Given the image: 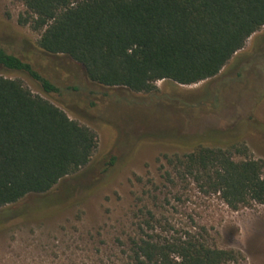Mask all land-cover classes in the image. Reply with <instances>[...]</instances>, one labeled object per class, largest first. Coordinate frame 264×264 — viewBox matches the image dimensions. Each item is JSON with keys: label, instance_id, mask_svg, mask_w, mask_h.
I'll list each match as a JSON object with an SVG mask.
<instances>
[{"label": "rangeland", "instance_id": "374dc122", "mask_svg": "<svg viewBox=\"0 0 264 264\" xmlns=\"http://www.w3.org/2000/svg\"><path fill=\"white\" fill-rule=\"evenodd\" d=\"M23 12L18 1L0 0V48L59 92L44 93L26 74L1 66L0 76L88 127L97 144L90 162L49 193L0 209V264H120L118 239L135 233L145 205L168 236L192 230L212 247L239 253V264H264V204L231 211L190 180L164 178L166 156L199 146L245 148L235 159L261 160L264 176V27L216 77L190 86L159 81L154 91L135 93L92 83L77 63L38 52V34L18 23ZM70 188L74 200L65 198Z\"/></svg>", "mask_w": 264, "mask_h": 264}, {"label": "trees", "instance_id": "16d2710c", "mask_svg": "<svg viewBox=\"0 0 264 264\" xmlns=\"http://www.w3.org/2000/svg\"><path fill=\"white\" fill-rule=\"evenodd\" d=\"M16 1L24 8L18 23L38 34V52L77 63L92 83L135 93H150L159 81L190 86L216 77L264 27V0ZM0 66L26 74L44 93L59 92L1 48ZM96 144L88 127L19 81L0 76V209L49 193L90 162ZM245 151L199 146L166 156L170 170L164 178L171 184L190 180L231 211L262 205L263 163L235 159ZM99 186L83 190L80 198ZM65 198L75 199L72 188ZM56 203L52 210L61 205ZM137 214L135 233L118 239L120 264H239V253L212 247L195 231L168 236L166 224L146 205Z\"/></svg>", "mask_w": 264, "mask_h": 264}]
</instances>
